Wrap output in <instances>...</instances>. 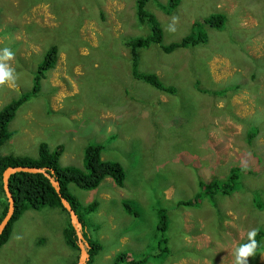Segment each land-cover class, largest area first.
<instances>
[{
    "label": "rangeland",
    "instance_id": "rangeland-1",
    "mask_svg": "<svg viewBox=\"0 0 264 264\" xmlns=\"http://www.w3.org/2000/svg\"><path fill=\"white\" fill-rule=\"evenodd\" d=\"M148 3L164 28L163 44L183 39L194 21L217 10L234 20L222 30L197 27L208 41L171 53L161 44L136 50L140 71L176 85L174 94L132 75L126 43L151 32L137 20L136 0H0V109L32 89L46 52L59 48L0 152L37 157L42 142L51 151L63 144L60 164L86 170L85 147L103 143L102 158L122 163V186L111 177L91 190L69 185L86 234L104 245L92 264H117L125 252L119 264H264V237L256 248L264 230V0H181L172 14L168 0ZM224 86L233 92L200 89ZM252 121L259 126L255 145L246 135ZM226 165L245 168L239 186L194 199L201 181L226 177ZM95 200L98 208L86 213ZM186 200L196 201L180 204ZM160 208L165 232L157 227ZM70 223L58 207L27 210L0 248V264H72L76 250L64 235Z\"/></svg>",
    "mask_w": 264,
    "mask_h": 264
},
{
    "label": "trees",
    "instance_id": "trees-1",
    "mask_svg": "<svg viewBox=\"0 0 264 264\" xmlns=\"http://www.w3.org/2000/svg\"><path fill=\"white\" fill-rule=\"evenodd\" d=\"M149 0H136V17L140 23H148L151 27V32L147 36L134 37L127 41L126 45L130 46L133 50V73L132 75L135 78L143 79L145 82L149 83L153 87L166 92L174 94L177 92L176 85L165 84L160 76L156 72H142L139 69L138 60L139 57L136 53V50L141 47H149L153 44L162 45L163 49L167 53H171L176 49L182 47H189L190 45H196L200 42L208 41V36L201 32L200 30L196 31V28L203 26L204 24H209L217 30H222L229 22L230 24L234 22L233 18L224 11L217 10L216 12L211 13L206 16L204 20H196L193 23V28L191 32L186 35L183 39L172 41L167 44H163L164 40V28L160 21L157 20L155 13L151 11V3H148ZM181 0H168L166 6V12L172 14L177 6L180 4ZM102 17L104 18V12H101ZM79 33V32H78ZM59 56V48L56 45L51 46L45 54L44 59L39 63L36 73L33 78V86L29 91L21 93V95L10 101L2 109H0V147L9 139L12 138L13 132L10 131L9 125L12 120L15 118L19 108L27 102L33 95H36L42 85V80L46 76V72L55 67L57 59ZM206 72H208V67ZM200 81L199 79H196ZM252 87L255 86V90L258 87V84H251ZM234 88V87H233ZM233 88L224 86L222 89H203V93L206 92L207 95H226L233 92ZM202 108V106H201ZM240 120L239 118L235 117ZM253 121L248 124V129H246V135L248 141L251 145L258 143V128L259 126ZM40 152L37 157H29L25 155H16V154H2L0 152V204L2 205V210L0 212V222L3 220L9 208V200L4 189L3 184V174L4 171L10 166H33V167H50L55 170L54 173L49 171L61 184V193L66 197L73 208L78 213L80 220L82 221L84 230L86 228L87 219L84 214L79 212V202L77 198L70 193L69 185L74 183L82 189L91 190L98 188L102 181L111 177L118 185L122 186L126 180V171L120 161L117 160H104L102 158V152L105 149L103 143H90L84 149L85 157V167L86 170L74 166L66 165L62 166L60 164V156L64 150L63 144H59L54 151L49 149V146L46 142L40 144ZM226 177L215 178L211 181L210 185H205L202 181L200 185L203 188H200V191L195 195L194 199L201 198L202 196L207 197V194L210 195H229L232 193L238 186L241 180L242 173L245 168L240 165H232L227 170V165L225 166ZM229 173V174H228ZM228 174V175H227ZM10 190L13 193L15 201V212L13 217L9 221L4 232L0 235V248L8 242L11 237L13 224L17 221L27 210L29 209H39L41 206L49 205L53 207H58L70 216L68 210L64 207L61 197L57 192L56 188L51 183L50 179L44 173H32L26 171H18L11 175L10 177ZM196 200H186L181 201V205H193ZM129 205L130 203L124 202ZM260 205V203H259ZM99 202L95 200L92 204L86 209V213L94 211L98 208ZM130 212V210H128ZM136 214V213H135ZM159 222L158 229L162 232H165L168 228L169 221L165 208H160L158 210ZM84 236L88 239V242L91 244L89 252L91 255L90 260L87 264H92L94 257L98 254L99 251H104V245L96 239H93L91 235H87L86 231H83ZM64 235L66 237L67 243L76 250L74 260L72 264H77L80 257V246L78 244V236L76 230L72 224L64 230ZM264 237V230L260 229L256 235V248L260 244L261 238ZM161 243H166V238L161 239ZM169 252L168 247H163V252ZM128 253H121L117 257V264L119 261L126 260ZM251 259L257 255L254 251L250 252ZM131 264H145L144 258L139 259V261H130ZM256 264V263H255Z\"/></svg>",
    "mask_w": 264,
    "mask_h": 264
},
{
    "label": "water",
    "instance_id": "water-1",
    "mask_svg": "<svg viewBox=\"0 0 264 264\" xmlns=\"http://www.w3.org/2000/svg\"><path fill=\"white\" fill-rule=\"evenodd\" d=\"M18 171H26V172H32V173H44L51 181L53 186L56 188L57 192L59 193L62 203L64 207L68 210L71 221L73 226L75 227L77 236H78V244L81 249L80 257L77 262V264H87V262L90 260L91 255L89 252L90 249V243L86 239L83 233V223L80 220V217L76 210L73 208L69 200L64 197L61 193V184L49 171L52 173L55 172L53 168L50 167H33V166H10L8 167L3 174V184L4 189L6 191L8 200H9V208L4 216L3 220L0 222V235L4 232L5 228L7 227L9 221L13 217V214L15 212V201L12 191L10 190V177L12 174L18 172Z\"/></svg>",
    "mask_w": 264,
    "mask_h": 264
},
{
    "label": "crops",
    "instance_id": "crops-1",
    "mask_svg": "<svg viewBox=\"0 0 264 264\" xmlns=\"http://www.w3.org/2000/svg\"><path fill=\"white\" fill-rule=\"evenodd\" d=\"M113 227H115V225H113ZM65 230V229H64ZM104 236V235H103ZM122 240H124V236H122V238H121Z\"/></svg>",
    "mask_w": 264,
    "mask_h": 264
},
{
    "label": "clouds",
    "instance_id": "clouds-1",
    "mask_svg": "<svg viewBox=\"0 0 264 264\" xmlns=\"http://www.w3.org/2000/svg\"><path fill=\"white\" fill-rule=\"evenodd\" d=\"M83 231H85V230H84V227H83ZM257 234H258V233H257Z\"/></svg>",
    "mask_w": 264,
    "mask_h": 264
},
{
    "label": "bare ground",
    "instance_id": "bare-ground-1",
    "mask_svg": "<svg viewBox=\"0 0 264 264\" xmlns=\"http://www.w3.org/2000/svg\"><path fill=\"white\" fill-rule=\"evenodd\" d=\"M72 222V221H71ZM84 224V223H83ZM75 228V227H74ZM88 240V239H87ZM91 245V244H90Z\"/></svg>",
    "mask_w": 264,
    "mask_h": 264
}]
</instances>
